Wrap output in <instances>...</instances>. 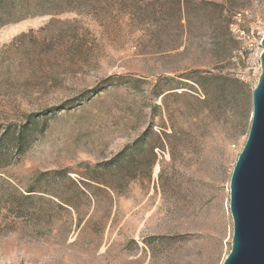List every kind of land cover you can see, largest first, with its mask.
<instances>
[{
  "label": "rangeland",
  "instance_id": "1",
  "mask_svg": "<svg viewBox=\"0 0 264 264\" xmlns=\"http://www.w3.org/2000/svg\"><path fill=\"white\" fill-rule=\"evenodd\" d=\"M22 2L0 28V133L38 134L2 151L0 264H221L264 0ZM201 73L232 102L200 103ZM149 126L174 130L173 162L103 168Z\"/></svg>",
  "mask_w": 264,
  "mask_h": 264
},
{
  "label": "water",
  "instance_id": "2",
  "mask_svg": "<svg viewBox=\"0 0 264 264\" xmlns=\"http://www.w3.org/2000/svg\"><path fill=\"white\" fill-rule=\"evenodd\" d=\"M246 141L229 180L232 238L221 264H264V36Z\"/></svg>",
  "mask_w": 264,
  "mask_h": 264
},
{
  "label": "trees",
  "instance_id": "3",
  "mask_svg": "<svg viewBox=\"0 0 264 264\" xmlns=\"http://www.w3.org/2000/svg\"><path fill=\"white\" fill-rule=\"evenodd\" d=\"M15 1L20 5L23 3V0H0V28L11 22L8 9L14 5ZM199 78L200 82L198 83V87L203 97L202 100H198L200 103L209 105L214 103L221 104L223 101L232 102V97H234L233 91L224 87L225 83L230 82L229 79L210 73H201ZM108 80L123 81V78L112 77L108 78ZM232 83L237 84V81L234 80ZM34 125V121H29L19 130L12 128L3 129L0 133V161L5 157L4 153H2L5 146L14 145L18 149L22 144L25 143V146H28L35 140V136L33 135H37L38 132L34 129ZM26 135H31V138H26ZM176 140L177 137L174 130L170 132L164 130L162 132H154L152 127L149 126V128L136 138L130 146L123 148L111 161L105 163L103 168L110 171L117 170L120 168L118 166L120 163H131L135 157V153L145 148H147L149 152L151 166L155 164L157 160L158 151H166L170 161L173 162L175 160L174 149ZM160 174L161 170L159 175Z\"/></svg>",
  "mask_w": 264,
  "mask_h": 264
},
{
  "label": "built area",
  "instance_id": "4",
  "mask_svg": "<svg viewBox=\"0 0 264 264\" xmlns=\"http://www.w3.org/2000/svg\"><path fill=\"white\" fill-rule=\"evenodd\" d=\"M239 17V16H238ZM238 20V19H237ZM244 35V32H240L239 33V39H241V36ZM264 36V33L261 35V37L258 39V41L256 42V48L259 50L258 51V54H257V57H258V61H259V56H260V53L262 51V47H261V40ZM253 39H255V37H253ZM251 46V45H250ZM258 70L261 71V68H260V61L258 63Z\"/></svg>",
  "mask_w": 264,
  "mask_h": 264
}]
</instances>
